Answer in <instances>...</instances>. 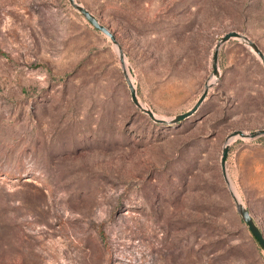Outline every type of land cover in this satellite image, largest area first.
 <instances>
[{"label":"rangeland","instance_id":"374dc122","mask_svg":"<svg viewBox=\"0 0 264 264\" xmlns=\"http://www.w3.org/2000/svg\"><path fill=\"white\" fill-rule=\"evenodd\" d=\"M76 1L164 122L67 0H0V264H264L220 169L264 130V67L237 40L211 67L228 32L264 53V0ZM226 171L264 237V136Z\"/></svg>","mask_w":264,"mask_h":264},{"label":"water","instance_id":"95a60500","mask_svg":"<svg viewBox=\"0 0 264 264\" xmlns=\"http://www.w3.org/2000/svg\"><path fill=\"white\" fill-rule=\"evenodd\" d=\"M67 1L73 10H75L78 14H80L95 30H97L98 32H100L101 34L106 36L111 41V43L115 46L117 53H118V56H119V62H120V65L122 67L124 79H125V82L128 86L129 92H130V98H131L132 103L141 112L146 114L152 121L157 122V123L164 122V120L158 119L153 114V112L151 110L144 107L137 100L135 87H134L133 83L131 82V79H130V77L126 71V68H125V61H124L123 52H122L118 42L116 41L113 33H111L109 29H107L106 27L101 25L99 23V21L87 9H85L81 4H79L76 0H67ZM230 40H237L239 43H241L245 47L249 48L250 51L257 57V59L260 61V63L264 67V53L261 51V49L257 46V44L255 42L251 41L247 36H245L239 32H234V31L228 32V33L224 34L217 41V43L215 44V47L213 49L212 55H211V67L213 70V76L215 78L219 77V67H218L219 52H220L221 48L226 43H228ZM208 89H209L208 86H206L204 88L202 94L198 98L195 105L190 109V111H188L184 114L175 116L169 122L170 123H178V122H181L182 120H185L188 117H190L198 109V107L202 104V102L205 100V98L208 94ZM263 136H264V130H258V131H254L251 133H245L242 131H235L231 135H229L228 138L226 139V142H225L223 148H222V154H221V158H220V169H221L222 177H223L227 187L229 188L231 197L235 203L236 211H237L239 217L241 218L242 222L246 225L251 236L257 241L260 248L264 251L263 234L260 231V229L258 228V226L256 225L255 221L253 220V218L250 215L247 208L242 203L238 202L237 199L235 198V195L233 194V192L230 189V183H229V179L227 177V171H226V160H227V156L229 153L231 141L237 140V139H239V140H245V139L252 140V139H256V138L263 137Z\"/></svg>","mask_w":264,"mask_h":264},{"label":"bare ground","instance_id":"6f19581e","mask_svg":"<svg viewBox=\"0 0 264 264\" xmlns=\"http://www.w3.org/2000/svg\"><path fill=\"white\" fill-rule=\"evenodd\" d=\"M210 85H211V84H210ZM230 188H231V190H232L233 194L235 195V198L237 199V201H238V202H240V203H242V202L240 201V199H239L238 195L236 194L235 190L233 189V187H232L231 183H230Z\"/></svg>","mask_w":264,"mask_h":264},{"label":"trees","instance_id":"16d2710c","mask_svg":"<svg viewBox=\"0 0 264 264\" xmlns=\"http://www.w3.org/2000/svg\"><path fill=\"white\" fill-rule=\"evenodd\" d=\"M254 239V238H253ZM255 240V239H254Z\"/></svg>","mask_w":264,"mask_h":264}]
</instances>
